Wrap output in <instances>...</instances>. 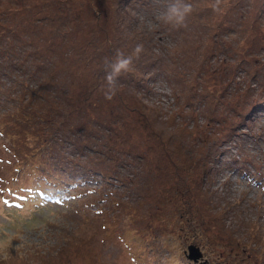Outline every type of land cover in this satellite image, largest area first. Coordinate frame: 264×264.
<instances>
[{
	"label": "rangeland",
	"instance_id": "1",
	"mask_svg": "<svg viewBox=\"0 0 264 264\" xmlns=\"http://www.w3.org/2000/svg\"><path fill=\"white\" fill-rule=\"evenodd\" d=\"M0 106V264H264V0H0Z\"/></svg>",
	"mask_w": 264,
	"mask_h": 264
},
{
	"label": "water",
	"instance_id": "2",
	"mask_svg": "<svg viewBox=\"0 0 264 264\" xmlns=\"http://www.w3.org/2000/svg\"><path fill=\"white\" fill-rule=\"evenodd\" d=\"M187 257L190 262L198 263L203 258V253L198 246L189 245ZM201 264H208V263L206 261H203Z\"/></svg>",
	"mask_w": 264,
	"mask_h": 264
},
{
	"label": "trees",
	"instance_id": "3",
	"mask_svg": "<svg viewBox=\"0 0 264 264\" xmlns=\"http://www.w3.org/2000/svg\"><path fill=\"white\" fill-rule=\"evenodd\" d=\"M15 100V99H14ZM3 107L0 106V111H2Z\"/></svg>",
	"mask_w": 264,
	"mask_h": 264
}]
</instances>
